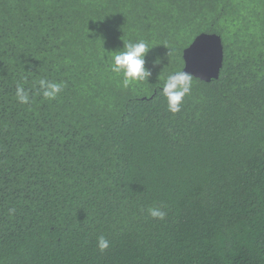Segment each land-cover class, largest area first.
Segmentation results:
<instances>
[{
	"label": "trees",
	"instance_id": "obj_1",
	"mask_svg": "<svg viewBox=\"0 0 264 264\" xmlns=\"http://www.w3.org/2000/svg\"><path fill=\"white\" fill-rule=\"evenodd\" d=\"M201 33L220 76L173 114ZM139 40L152 75L124 88L106 54ZM0 264H264V0H0Z\"/></svg>",
	"mask_w": 264,
	"mask_h": 264
},
{
	"label": "clouds",
	"instance_id": "obj_2",
	"mask_svg": "<svg viewBox=\"0 0 264 264\" xmlns=\"http://www.w3.org/2000/svg\"><path fill=\"white\" fill-rule=\"evenodd\" d=\"M152 49L149 42L139 40L124 43L123 50L107 52L108 59L106 61L111 62L110 68L113 73L122 74L121 83L124 88L142 83L152 75L151 70L146 67L147 57ZM161 63V58L157 57L153 61V66H159ZM38 83L40 93L48 100H55L65 87L63 82L57 83L47 79H40ZM192 85L193 75L186 70L177 69L166 77L162 93L167 100L169 112L176 114L181 111L185 98L191 94ZM16 97L21 104L26 105L31 102L29 92L20 84L16 88ZM9 211L12 214L15 213V209ZM148 213L154 219L163 220L166 217V212L162 207H150ZM97 243L101 252L110 247V242L105 236L98 237Z\"/></svg>",
	"mask_w": 264,
	"mask_h": 264
},
{
	"label": "water",
	"instance_id": "obj_3",
	"mask_svg": "<svg viewBox=\"0 0 264 264\" xmlns=\"http://www.w3.org/2000/svg\"><path fill=\"white\" fill-rule=\"evenodd\" d=\"M184 67L206 82L218 79L224 63V44L216 33H201L183 52Z\"/></svg>",
	"mask_w": 264,
	"mask_h": 264
}]
</instances>
